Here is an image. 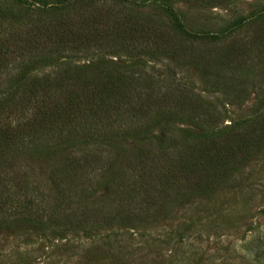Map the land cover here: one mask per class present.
Here are the masks:
<instances>
[{"label":"trees","instance_id":"1","mask_svg":"<svg viewBox=\"0 0 264 264\" xmlns=\"http://www.w3.org/2000/svg\"><path fill=\"white\" fill-rule=\"evenodd\" d=\"M193 1L218 6L232 0ZM0 27V167L18 170L2 185L7 209L17 202L29 211L43 205L45 219L50 226L61 225V233L86 229L89 219L96 225L134 226L156 217L152 211L163 213L161 205L226 185L264 146V114L216 127L222 122L218 114L185 82L175 84L169 95L158 86L161 98H167L159 103L146 70L148 61L171 54L179 63L199 68L209 92L235 93L236 100L229 102L239 105L249 94L240 54L261 46L264 26L254 31L250 48L227 42L214 54L185 45L182 36L172 39L169 25L136 13L121 0L0 7ZM181 34L190 40H218L217 34ZM235 72L240 76L234 84ZM176 122L199 130L179 128L178 138L174 133L167 143L159 141L153 129ZM123 140L130 147L119 143ZM180 147L173 159L167 157L168 149ZM34 160L51 162L42 166L47 182L41 190L39 184L30 186ZM183 180H189V191L178 185ZM96 187L108 190L111 199L120 195L117 207L107 205H113L110 199L99 208L89 207ZM141 190L161 197H140ZM124 203L127 207L118 209ZM134 203L145 209L134 212L129 208ZM7 218L0 211V227L11 223ZM20 219L32 223L29 216Z\"/></svg>","mask_w":264,"mask_h":264},{"label":"rangeland","instance_id":"2","mask_svg":"<svg viewBox=\"0 0 264 264\" xmlns=\"http://www.w3.org/2000/svg\"><path fill=\"white\" fill-rule=\"evenodd\" d=\"M42 1L55 4L60 0H0V7L18 9L37 6ZM92 1L104 4L114 0ZM121 1L136 13L149 15L169 25L170 34L174 33L172 39L182 36L185 45L200 50L204 48L209 54H214L217 48L227 42H236L239 48L240 45L250 48L255 42L252 39L254 31L264 26V0H232L228 5L218 6H203L193 0ZM177 21L180 24L178 29L175 27ZM183 31L198 35L217 34L218 40H190L181 34ZM2 34L3 28L0 27V37ZM260 39L261 46L258 49L253 51L250 48L248 54H240L243 56L241 62L246 63L242 65V75L247 74L245 82L249 94L239 105L229 102L236 100L235 93L209 92L200 69L190 63H179L171 54L148 61L147 84L157 89L159 86L162 91L167 89L169 95L175 84L182 85L185 82L218 114L222 121L216 126L219 128L264 114V53H261L264 51V39ZM116 61L122 63L124 59ZM6 71H1L4 76ZM239 73L235 72L232 83L239 81ZM221 84L227 86L226 81ZM159 89L157 97L161 98L163 93ZM166 99L158 101L162 104ZM179 128L199 130L197 126L176 122L162 123L153 132L159 141L167 143L172 134H177L176 138L180 136L182 131ZM119 143L130 147L129 140ZM182 149L177 148L174 152L168 149L167 157L173 159L175 153ZM32 164L36 169L29 171L34 176L30 186L39 184L38 190H41L47 182L42 179V166L51 162L43 161L41 164L34 160ZM37 167H40V174ZM17 172L15 168L0 167V175L4 176H0V193L3 196L5 187L2 185L6 180H13L12 176ZM188 181L177 183L180 188L189 191L191 185H188ZM11 190L16 188L12 187ZM96 190L87 201L89 207L99 208L110 202L108 199L113 205L111 202L107 205L117 207L116 201L120 195L116 199L112 196L111 199L108 190L103 187H96ZM139 193L138 196L146 199L152 195L159 199L161 197L154 191L141 190ZM49 195L46 194L45 198L41 196L46 199L45 205L51 199ZM2 201L0 197V207L3 208L0 211L5 212L8 217L6 221L11 222V225L0 227V264H264V146L243 162L226 185L206 195L196 192L194 196L184 198L175 205H161L163 213L152 211V214H157L156 217L137 222L134 226H131L132 223L127 227L117 224L96 225L89 219L88 225L84 227L87 230H64L61 233V225L55 223L50 226L45 219L43 205L29 211L17 202L14 207L7 209V204L3 206ZM122 206L127 207L124 203L118 209ZM129 208L134 212L145 209H140L142 207L138 203ZM27 216L32 219V223L21 221V217ZM33 222L35 225L40 224V228L37 229ZM58 222H62L61 219Z\"/></svg>","mask_w":264,"mask_h":264}]
</instances>
